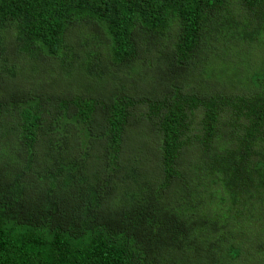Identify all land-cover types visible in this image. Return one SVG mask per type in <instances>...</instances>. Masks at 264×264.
Returning a JSON list of instances; mask_svg holds the SVG:
<instances>
[{"label":"trees","instance_id":"trees-1","mask_svg":"<svg viewBox=\"0 0 264 264\" xmlns=\"http://www.w3.org/2000/svg\"><path fill=\"white\" fill-rule=\"evenodd\" d=\"M0 264H264V0H0Z\"/></svg>","mask_w":264,"mask_h":264},{"label":"rangeland","instance_id":"rangeland-1","mask_svg":"<svg viewBox=\"0 0 264 264\" xmlns=\"http://www.w3.org/2000/svg\"><path fill=\"white\" fill-rule=\"evenodd\" d=\"M254 53H255L257 56H259V54H258L257 52H254ZM261 57H263V55H261ZM242 59H243L244 61H248L247 55L244 56ZM256 59H257L256 56H252V63H256Z\"/></svg>","mask_w":264,"mask_h":264}]
</instances>
